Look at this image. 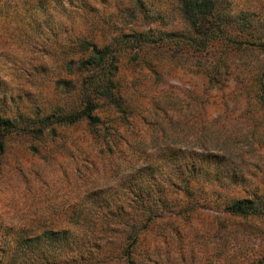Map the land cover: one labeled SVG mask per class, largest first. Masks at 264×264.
<instances>
[{"label":"trees","instance_id":"16d2710c","mask_svg":"<svg viewBox=\"0 0 264 264\" xmlns=\"http://www.w3.org/2000/svg\"><path fill=\"white\" fill-rule=\"evenodd\" d=\"M12 12L33 57L13 67L16 81L0 65V172L13 143L52 151L80 124L128 169L62 216L0 218V264H162L201 215L209 229L222 216L264 223V0H0ZM179 62L205 78L207 97L158 92L138 112L132 86Z\"/></svg>","mask_w":264,"mask_h":264},{"label":"rangeland","instance_id":"374dc122","mask_svg":"<svg viewBox=\"0 0 264 264\" xmlns=\"http://www.w3.org/2000/svg\"><path fill=\"white\" fill-rule=\"evenodd\" d=\"M18 12L0 13V65L2 73L10 74L8 78L15 81V73H10L13 67L33 57L25 40L19 36L20 29H25L26 25L20 26L17 22ZM54 18L65 19L60 12ZM136 74L129 72L131 77ZM206 84L202 75L194 74L189 65H180L179 62L171 67L163 81L135 83L130 91H134L138 112L146 113L147 107L152 109V96L160 99L158 92L185 97L188 91L195 90L206 96ZM26 86L31 87L30 84ZM211 99L208 97L207 101ZM216 113L213 107H208L207 115ZM137 120L142 126L140 119ZM64 136L63 142L61 139L49 143L48 147L54 148L52 151L44 149L38 141L32 145L13 143L0 172V218L4 223L18 226L39 217L62 216L69 204L95 188L117 183L127 171L128 164L110 163L109 155L92 143L83 124L67 127ZM145 139V152L156 151L161 146L152 142L150 134ZM118 165L120 172L116 169ZM211 219V215L194 218L191 227L185 231L183 243L187 249L180 254L178 241L168 244L162 264H249L252 259L255 261L250 264L260 263L257 260L262 250L264 223L222 216V223L209 229ZM215 245L221 247L223 253L210 263L207 256L212 254Z\"/></svg>","mask_w":264,"mask_h":264}]
</instances>
